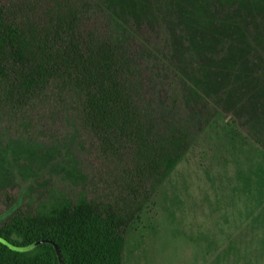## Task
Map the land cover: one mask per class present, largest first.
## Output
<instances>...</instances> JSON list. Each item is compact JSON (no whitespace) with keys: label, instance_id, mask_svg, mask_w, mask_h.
Returning <instances> with one entry per match:
<instances>
[{"label":"trees","instance_id":"16d2710c","mask_svg":"<svg viewBox=\"0 0 264 264\" xmlns=\"http://www.w3.org/2000/svg\"><path fill=\"white\" fill-rule=\"evenodd\" d=\"M252 1L0 0V125L66 132L89 169L42 198L0 192V264H123L130 231L217 115L195 80L229 38H210ZM226 102L264 154V88Z\"/></svg>","mask_w":264,"mask_h":264},{"label":"rangeland","instance_id":"374dc122","mask_svg":"<svg viewBox=\"0 0 264 264\" xmlns=\"http://www.w3.org/2000/svg\"><path fill=\"white\" fill-rule=\"evenodd\" d=\"M215 31L214 44L229 38L228 55L195 81L217 115L130 231L123 264H264V154L227 123L226 102L264 88V0L252 1L229 34ZM88 173L68 133L16 135L0 125V192L42 198Z\"/></svg>","mask_w":264,"mask_h":264}]
</instances>
